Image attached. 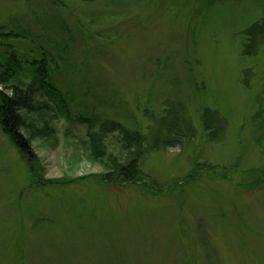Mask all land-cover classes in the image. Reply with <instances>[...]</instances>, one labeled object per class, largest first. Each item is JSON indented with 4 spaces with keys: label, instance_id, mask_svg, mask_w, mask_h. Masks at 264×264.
Masks as SVG:
<instances>
[{
    "label": "rangeland",
    "instance_id": "obj_1",
    "mask_svg": "<svg viewBox=\"0 0 264 264\" xmlns=\"http://www.w3.org/2000/svg\"><path fill=\"white\" fill-rule=\"evenodd\" d=\"M263 18L264 0H0V53L22 87L44 60L69 109L32 156L0 128V264H264V42L252 56L246 32ZM166 107L188 146L135 177L89 156L78 117L149 136Z\"/></svg>",
    "mask_w": 264,
    "mask_h": 264
},
{
    "label": "trees",
    "instance_id": "obj_2",
    "mask_svg": "<svg viewBox=\"0 0 264 264\" xmlns=\"http://www.w3.org/2000/svg\"><path fill=\"white\" fill-rule=\"evenodd\" d=\"M249 35L248 48L264 42V18L254 23L246 31ZM2 39H13L12 34H0ZM45 61L37 67L34 79L27 87L19 82L21 67L14 54L0 53V128L5 137L22 155L32 156L31 144L44 140L55 131L57 117H68L69 109L62 94L49 83ZM159 119H149V136L139 130H130L115 121H100L96 117H78L77 122L87 126L88 154L93 161L104 163L112 174L135 177L139 164L150 152L165 151L188 146L196 137L192 124L178 112L167 109ZM174 115V116H173ZM173 116V117H172ZM172 117V118H171ZM201 126L207 143H221L224 129L216 117L205 109L201 116ZM218 133H223L218 137ZM117 136L119 157L107 151L106 139Z\"/></svg>",
    "mask_w": 264,
    "mask_h": 264
}]
</instances>
